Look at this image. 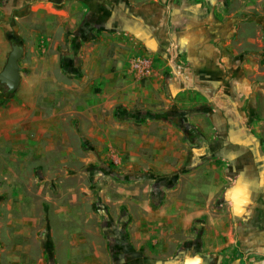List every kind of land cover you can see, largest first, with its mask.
<instances>
[{"label": "crops", "instance_id": "0c3cea01", "mask_svg": "<svg viewBox=\"0 0 264 264\" xmlns=\"http://www.w3.org/2000/svg\"><path fill=\"white\" fill-rule=\"evenodd\" d=\"M83 12L89 23L94 22L95 29L100 31L96 44L106 46L109 56L117 52L120 67L117 75L105 79L108 92L105 102L96 99L93 140L104 143L110 150L121 142L126 152V144H133L129 141V132L139 128L144 132L135 137L139 148L153 147L152 162L162 173L183 168L163 206L152 210L149 199L135 201L152 211L154 237L149 240L153 245L163 248L162 253L166 251L167 239H171L169 246L191 240L194 224L204 218H209L207 222H214L215 226L222 225L225 219L215 217L211 204L228 187V203L224 208L233 212L229 222L238 219L243 225L249 222L245 227H264V170L261 168L263 162H258L257 157L260 151L255 138H251L253 135L244 127L245 119L239 117L241 112L227 105L229 83L235 85L240 72L235 51L227 43L234 22L227 23L217 12L190 4L189 0H0V74L7 64L13 42L20 41L26 52V57L19 61L22 74L19 90L0 107V149L3 147L7 151L4 154L0 151V162L23 167L31 161L26 151L32 147V141L30 135H25L26 131L57 132V124L65 111L58 99H65L67 87L56 89L55 83L59 82L51 68L58 63L59 57L49 55L55 45L50 36L54 31L65 32L67 26L73 27ZM50 20L57 23V30L49 24ZM168 34L184 51L179 70L170 68L173 75L168 81L159 65L147 77L142 75L143 65L138 61L146 63L152 58L143 46L151 47L154 41L159 42ZM29 55L31 57H27ZM117 79L123 80V87L115 85ZM69 89L73 99L80 96L79 90ZM165 101L171 106L179 105L183 112L196 109L188 114L190 124L204 136L205 143L222 146L205 159H202L205 155L200 156L191 170L184 169L187 152L178 149L185 141L190 142L182 127L149 119L139 124L105 114L116 105L129 110L138 104ZM212 101H218L219 108H210ZM78 105L79 102L72 103L70 110L78 109ZM51 106L54 107L52 113ZM102 132L107 134L106 138ZM66 143L62 135L39 142L37 149L33 148L34 160L50 163L55 156L62 158L76 152V147L66 149ZM190 144L192 155L196 154L197 144ZM131 155L134 162L142 158L134 150ZM140 161L147 162V159ZM0 175L9 183L15 180L13 186L6 188L0 183V264H107L103 246L84 233L87 222L62 219L70 213V207L59 194L45 190L47 209L55 212L53 221L40 222L36 217L17 215L23 208L30 211L33 207V202L21 191L23 180L28 176H19L11 167ZM124 189H113L109 201L125 203L137 193ZM143 224L137 226V244L145 240L147 228ZM73 229L76 230L74 234L71 233ZM62 235L71 238L69 246L72 249L68 254L63 252L66 245ZM178 236L184 239H176ZM190 255L197 256L187 253L184 264ZM119 264H146L145 255L136 251Z\"/></svg>", "mask_w": 264, "mask_h": 264}, {"label": "rangeland", "instance_id": "374dc122", "mask_svg": "<svg viewBox=\"0 0 264 264\" xmlns=\"http://www.w3.org/2000/svg\"><path fill=\"white\" fill-rule=\"evenodd\" d=\"M178 3L181 2L178 1ZM189 3L207 8L209 12H217L227 23L234 22L233 31L227 43L235 51L240 72L237 77L238 82L235 85L229 83V103L227 105L241 112L239 115L241 120L245 119L244 127L253 135L250 137L256 140L255 144L260 151L257 156L258 162H263L261 168L264 170V0H189ZM49 24L57 30L58 25L55 21L50 20ZM99 33L100 31L95 29V23H89L83 12L79 19L76 18L73 27L67 26L65 32L63 30L54 31L50 36L55 45L49 55L59 57L58 63L51 68L59 82L55 83L56 89L67 87L65 99H58L65 111L62 112L60 122L57 124L59 128L55 134L51 131L35 129L25 132V135H30V141H32L30 144L32 147L30 146V150L26 151V155L31 159L27 165L22 167L21 164L12 165L0 162L1 173L9 171L11 167L19 176L21 174L28 176L23 180L21 191L25 193L29 202H33V207L30 211L23 208L16 214L30 218L36 217L40 222H48V219L53 221L55 212L48 210L45 203L47 200L45 190H52L59 194L70 207V213L67 214L69 217L63 215L62 219L87 222L84 233L94 237V240L103 246L107 264H119L136 251H139L140 255H145L146 264H184V257L187 253L202 257L203 264H264V227H245L249 222L243 225L238 219L229 222L233 212L230 208H224L228 203L229 187L223 189L221 195L211 204L212 213L217 215L215 217L225 219V222H221L222 225L215 226L214 222H207L209 218L208 220L204 218L202 222L194 224L191 240H182L181 243L169 246L171 239H167L164 245L166 251L162 253L163 248L153 245L151 242L154 237L151 230L154 222L152 211L142 208L135 201L149 199L152 210L163 206L171 193V188L176 183V178L183 172V168L171 173H162L152 162L153 147L139 148V142L135 137L140 134L142 136L144 133L138 130L139 128L129 132V141L133 144H126V152L121 142L110 150L104 143H97L93 140V109L96 99H100L101 103L105 102L108 95L105 79L107 76L117 75L120 72L119 61L116 58L117 52L114 51L112 56H109L106 46L96 44ZM172 42L168 34L165 39L159 42L154 41L159 46V50L147 45L143 46L142 49L153 59L146 62L145 72L142 75L147 77L159 65L164 69L165 80H170L173 73H170L167 48ZM181 53L183 58L184 51L181 50ZM61 56L69 65L71 73L80 72L79 77H69L60 68ZM24 57H26V52L21 59ZM167 68L168 71H166ZM116 82L117 87L124 86L122 79H117ZM69 88L79 90L81 97L73 99L70 94L72 90ZM18 90L12 92L9 97H15ZM74 102H79L78 109L71 111L70 106ZM218 104H220L218 101L215 103L212 101L209 107L219 108ZM117 107L119 105L105 114L116 116ZM53 109L54 107L51 106V113ZM136 110H148L155 116L166 112H170L171 116L178 114V117L172 119L152 117L149 120L166 121L170 125L181 127L186 122L190 123L188 114L196 109H187L188 111L182 114L183 111L179 109V105L171 106L165 101L153 105L142 103L129 108V111ZM119 119L138 123L133 119ZM152 132L151 130L150 133ZM61 135L67 142L66 149L76 147V152L66 154L62 158L55 156L50 163L34 160L33 148L37 149L36 144L43 143L49 138H60ZM102 135L106 138L107 134L102 132ZM114 135L115 132H113ZM210 135L214 136L213 132ZM44 148L45 146H42V149ZM178 149L187 152L188 157L184 169L191 170L195 162L190 151V142L185 141V144L179 145ZM132 150L142 158H137L135 162L132 161ZM0 151L3 154L7 153L3 147ZM107 154L110 156L107 157ZM142 159H147V162H141ZM0 178V183H4L5 188L13 186L15 181L12 179L13 183L11 180L9 183V180H5L1 175ZM123 188H125L124 191L135 190L137 193L133 199H126L125 203L109 201V195L113 189ZM192 196L194 197L193 194ZM74 199V203L71 204ZM141 222H144L143 225L147 228L146 236L143 242L137 244L135 236L138 223ZM61 230L63 234L64 230L62 228ZM75 231L73 229L71 233L74 234ZM62 236V241L66 245L63 252L68 254L72 249L69 246L71 238ZM176 239L180 240L184 237L178 236Z\"/></svg>", "mask_w": 264, "mask_h": 264}, {"label": "trees", "instance_id": "16d2710c", "mask_svg": "<svg viewBox=\"0 0 264 264\" xmlns=\"http://www.w3.org/2000/svg\"><path fill=\"white\" fill-rule=\"evenodd\" d=\"M13 44L21 45L20 41H15L13 42ZM60 68L64 70V72L67 73L69 77L76 78L80 76V72L75 73V74L71 73L70 67L65 62V59L63 58V56L60 57ZM11 93L12 92H10L5 85L0 83V107L6 103ZM184 113L185 112H183V114ZM115 114H116V117H119L122 119L124 118L133 119L134 121L138 123H144L147 119L152 118V117H155L156 119H159V117H164L165 119H169V118L172 119V118L178 117V114H174L171 116L170 112H166L165 114L164 113L157 114L158 116L157 115L155 116L152 113L147 112V111H139V110L129 111L121 106L117 107ZM181 127L184 131L186 139L189 140L192 144H198V143L205 141L204 136L199 132V130L194 125H191L189 122H186V124H182Z\"/></svg>", "mask_w": 264, "mask_h": 264}, {"label": "water", "instance_id": "95a60500", "mask_svg": "<svg viewBox=\"0 0 264 264\" xmlns=\"http://www.w3.org/2000/svg\"><path fill=\"white\" fill-rule=\"evenodd\" d=\"M152 45V48L159 50V46H157L156 43H153ZM23 55V46L20 44H13L7 64L0 74V83L5 85L10 92H15L19 88L22 77L19 61ZM194 151H197V149L194 148ZM185 264H203V258L190 255L186 258Z\"/></svg>", "mask_w": 264, "mask_h": 264}, {"label": "built area", "instance_id": "2783aa9c", "mask_svg": "<svg viewBox=\"0 0 264 264\" xmlns=\"http://www.w3.org/2000/svg\"><path fill=\"white\" fill-rule=\"evenodd\" d=\"M182 59H183L182 53H181L179 46L176 43L172 42L170 44V46L167 48V60H168V64H169L170 68L172 70L177 69L178 66L181 64ZM138 63L140 65H143L141 67L140 73L144 74V72H145L144 70H145L147 64L146 63H140L139 61H138Z\"/></svg>", "mask_w": 264, "mask_h": 264}, {"label": "flooded vegetation", "instance_id": "af4514ba", "mask_svg": "<svg viewBox=\"0 0 264 264\" xmlns=\"http://www.w3.org/2000/svg\"><path fill=\"white\" fill-rule=\"evenodd\" d=\"M197 151L194 152L196 154H193V160L196 161L197 159H200V156L205 155L204 157H202V159L207 158L209 155H212L215 150L221 148V144H210V143H205L204 141L201 143L197 144ZM253 151H255V149H253ZM254 153V152H253ZM259 153V152H258Z\"/></svg>", "mask_w": 264, "mask_h": 264}]
</instances>
